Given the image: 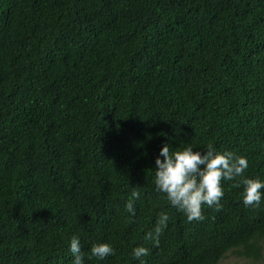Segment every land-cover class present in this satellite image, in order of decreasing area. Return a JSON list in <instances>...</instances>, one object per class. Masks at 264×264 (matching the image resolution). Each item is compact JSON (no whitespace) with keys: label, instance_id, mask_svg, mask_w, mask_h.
I'll return each mask as SVG.
<instances>
[{"label":"trees","instance_id":"1","mask_svg":"<svg viewBox=\"0 0 264 264\" xmlns=\"http://www.w3.org/2000/svg\"><path fill=\"white\" fill-rule=\"evenodd\" d=\"M164 144L248 167L189 221L156 189ZM243 178L264 179V0H0V264H72L73 235L114 249L85 264L260 261Z\"/></svg>","mask_w":264,"mask_h":264},{"label":"clouds","instance_id":"2","mask_svg":"<svg viewBox=\"0 0 264 264\" xmlns=\"http://www.w3.org/2000/svg\"><path fill=\"white\" fill-rule=\"evenodd\" d=\"M169 144H164L155 159V185L159 192L165 194L167 201L178 211L183 212L186 219L202 220V205L220 207V200L224 195L222 180H234L242 177L248 167L246 157L235 155L231 151H217L211 145L207 150L194 151L190 144L179 151H170ZM203 166V167H201ZM242 201L245 206L257 207L264 199V179L243 178ZM239 187L240 184H234ZM133 197L138 193L133 191ZM126 209L133 212V204L129 201ZM169 219L167 212L158 216L154 232L148 233L147 238L158 239L162 227ZM69 251L72 254V264H85V255L88 259L95 257L103 260L114 253L111 244L107 242L93 243L89 253L82 252L80 237L73 235L69 242ZM149 249L137 246L132 249L134 259L144 264L142 257L147 256Z\"/></svg>","mask_w":264,"mask_h":264},{"label":"rangeland","instance_id":"3","mask_svg":"<svg viewBox=\"0 0 264 264\" xmlns=\"http://www.w3.org/2000/svg\"><path fill=\"white\" fill-rule=\"evenodd\" d=\"M220 264H264V254L260 261H255L251 258L240 257L235 254H229L227 257L221 260Z\"/></svg>","mask_w":264,"mask_h":264}]
</instances>
